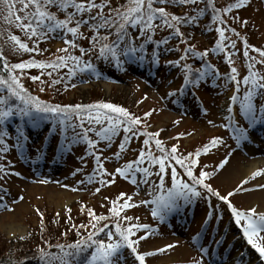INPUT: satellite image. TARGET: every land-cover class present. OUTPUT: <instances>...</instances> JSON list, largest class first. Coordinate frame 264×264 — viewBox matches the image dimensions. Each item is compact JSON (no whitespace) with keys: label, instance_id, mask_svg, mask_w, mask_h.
<instances>
[{"label":"snow or ice","instance_id":"1","mask_svg":"<svg viewBox=\"0 0 264 264\" xmlns=\"http://www.w3.org/2000/svg\"><path fill=\"white\" fill-rule=\"evenodd\" d=\"M201 2L204 7H196ZM248 0H233L224 7H216L214 0H125L124 3H117L112 6V0H19L20 9L14 8L15 0H0V3L6 6L7 16L5 17L9 23H15V27L21 29L29 37H34L32 46L15 34L9 37L12 43V51L17 54L22 53H42L44 50L38 47L43 40L51 38H59L63 40L64 46L56 51L60 55H54L52 59H28L19 62H10L5 55L4 50L0 47V153H7L9 146L6 144L5 138L10 135L6 127L7 121L12 117H20L27 124H31L33 128H39L44 121H52L53 127L49 128L50 135H58L61 140L57 142L56 151L62 156L71 146L79 143L87 145L84 156L80 159L86 164L85 157L92 156L95 160V169L93 173L87 176V181L92 183L98 182L100 187L95 189L99 192L101 187L115 183L114 177L119 175L121 178L128 179L137 188L140 184H147L148 179L155 175L158 184L154 187L149 185L152 192L159 191L152 196L150 200L133 201L132 196L124 192H120L115 199L110 201L109 214H96L91 208L87 209V215L90 217L88 223L79 225L71 224V228L75 229L78 239L70 244L58 243L55 247L58 252H48L44 248H40L41 259H45V264H128L131 258L133 264H147V257L157 253H163L175 247V243L166 244L163 247L156 248L154 251H139V244L142 240L154 234L156 229L151 224L139 222V217L122 215L125 209H131L138 205H151L150 213L153 218L159 221H165L172 215H181L192 204L200 199H205L208 204L204 221L201 229L192 237L197 242L196 247L199 250V258L192 259L188 264H204L205 256L212 257L213 253L210 247L202 245L199 240L202 235L207 233L208 227L212 222L214 207L211 199L215 197L218 201L224 202L231 209V215L235 218L237 225L243 229V237L246 238L247 244L250 245L258 253L261 264H264V212L257 213L256 209L249 208L247 211L240 210L235 207L230 199L237 191H245L241 185L246 184L248 179L261 176L264 174V168L257 169L250 174V177L241 181L235 189L221 194L214 189L211 183L206 182L209 177L216 175L218 170H222L229 162V157L225 156L216 165V168L209 172L201 168L198 172L194 170L199 163L198 158L201 154L209 153L210 149L223 145L222 137L214 136L207 141L202 147L197 148L194 153L180 155L178 147L173 144L170 149L165 147L159 136V131L150 132L147 130V120L144 117H150L151 111H146L142 116H138L130 112L126 107L110 103L95 102L91 104H59L51 103L41 99L37 95H33L23 84L21 77L27 75L25 69L38 68L43 70L51 69L47 75L51 78L54 72L59 69H67L64 74L68 79L76 76L78 73H88L99 77L101 72L97 70V66L86 60L84 57L94 50H98V58L114 61L116 66H121L124 61L120 59V53L129 61L143 62L145 56L137 53H143L145 46L149 42L156 45L151 53L152 63H159L158 46L168 45V41L176 39L178 42L185 43L186 46L182 50V55L174 61H166L170 65H179L184 70L183 81L180 89L171 91L168 95L183 94L187 86H196L204 81L205 77H219L221 73L215 66L210 64L204 58L208 55L209 49L203 51L197 50L192 43H187L190 36L181 31V26H191L199 21L208 10H211V20L218 22L215 31L218 38L215 40L213 51L225 53V59L229 65L233 64L231 57L233 53L226 51L228 43L235 47V41L226 37L225 32L230 31L236 33L235 28L227 27V21L224 19L226 13L232 12L233 9H239L245 5ZM170 5L174 7L193 6L191 11L177 14L168 11L166 7L156 6ZM55 8L56 11H52ZM23 11L24 15L17 14ZM58 13H63L59 16ZM14 18V19H11ZM238 19L237 17H233ZM26 21V22H25ZM247 23V21H243ZM171 29L167 36L161 39H154L157 29ZM129 29L136 30V37L129 33ZM239 36V33H236ZM70 37V38H69ZM114 37V39H109ZM143 37L139 46H136L135 40ZM86 39L88 46H82L80 40ZM243 39V55L247 57V73L242 77L243 85L247 86L243 92L242 98L239 96L241 80L237 79V68L231 67L229 73L223 74L226 82H234L233 94L229 97L230 105L227 108L228 123L224 124L225 128H230L233 133V139L239 147L243 142L248 141L250 137V129L255 128L259 124H264V75L260 70L256 69L257 63L264 65V48L250 45L246 38ZM79 50V55L74 50ZM259 55L252 56L249 50ZM168 51H181L178 44L166 48ZM189 54L193 58H200L202 65L200 68L193 69V66L187 62ZM19 70V71H17ZM33 81H40L43 85L45 82L40 80V76H31ZM61 81L56 78L51 80V84L55 85ZM68 87V84L64 85ZM40 91H44L41 87ZM259 99L260 103L255 101ZM239 103V111L247 121V127L240 125L234 118L232 105ZM207 112V109H205ZM78 118V123L73 117ZM25 118H27L25 120ZM58 121V123H57ZM85 122L89 125L85 127ZM179 123V121H176ZM209 124L212 121H208ZM99 125L100 127L96 128ZM79 127L80 132L75 129ZM71 135L69 136V129ZM124 135L119 142L118 149L113 153L115 159H119L121 153L129 146L134 137L143 135L142 146L138 151L135 160H129L122 166H118L113 172H108L104 166V160L101 159V151L99 149V141H104L105 147H108L115 139L120 131ZM90 132H95L98 139L89 136ZM50 135L45 136V141L50 142ZM187 135V133H178L177 136ZM28 139L23 127L18 126L16 129V145L21 150L25 148V141ZM159 150V155L153 154L152 145ZM46 151V146L41 143L37 149V154ZM104 159H110L105 157ZM147 161L148 166H144ZM158 165L155 173L151 170V166ZM179 166L187 179L181 177L177 171ZM170 169V186L166 187L165 177L169 175ZM82 169H76V172ZM12 172L6 165L0 164V179ZM19 176L20 173L16 172ZM139 175V182L137 176ZM75 175V173H73ZM108 177H113L109 179ZM98 178V180H97ZM78 183H83L80 181ZM67 187V185H65ZM255 187L264 190V184H256ZM166 189V191H165ZM20 199H23L21 196ZM105 199H108L105 197ZM122 201V202H121ZM0 207L8 208L7 204H0ZM9 210H11L9 208ZM84 210V205L81 206ZM41 217V228L43 229V213L36 209ZM66 211L71 209L66 207ZM59 213H57V216ZM222 218V213H218L216 219ZM71 222V216H67ZM135 219V223L132 221ZM101 221L108 223L100 224ZM244 221V223H242ZM127 222V223H125ZM109 224H114V229L109 228ZM81 229L86 230V234H81ZM142 232L141 235L137 233ZM100 233H106V239L99 237ZM66 235V233H62ZM24 239V237H20ZM217 248L223 244V238L212 241ZM178 243V242H176ZM51 247V245H49ZM127 250V255L125 254ZM246 252H238L236 257L232 258L231 264H245L244 256ZM223 261V254H221ZM208 264H221L215 259H209ZM226 264V262H225ZM250 264V262H249Z\"/></svg>","mask_w":264,"mask_h":264},{"label":"rangeland","instance_id":"2","mask_svg":"<svg viewBox=\"0 0 264 264\" xmlns=\"http://www.w3.org/2000/svg\"><path fill=\"white\" fill-rule=\"evenodd\" d=\"M220 1L223 2L224 0ZM14 8H21L19 0H15ZM17 14L23 16L24 12L20 11ZM240 14L248 19V27L252 41L256 45L264 48V1L248 0L240 9ZM6 16V6L0 3V47L3 48L10 62H17L28 59L30 56H35L37 54L36 52L17 54L12 51V43L9 40L11 35L15 34L19 36L30 47L32 46V40L35 38L27 36L24 31L16 28L14 22L9 23L5 19ZM200 37L201 39L207 38L208 34L201 35ZM228 38L233 40L230 36ZM50 39L53 38L50 37ZM83 43L87 45L88 41L84 40ZM63 46L64 43L62 40L53 41L51 44H47L43 40L38 47L44 51L38 57L41 59L53 58L54 55L59 54L56 50ZM74 52L79 55L78 49L74 50ZM96 56V52L93 51L92 53H88L84 58L89 57L95 59ZM233 56V62L238 70L237 73L244 74L248 64L247 57L240 56L239 54ZM165 60L167 58L163 55L161 62ZM234 60L239 63L240 68L237 67ZM255 67L264 75V65L257 63ZM223 70L225 71L224 68ZM24 71L27 73V75L21 77L24 86L27 85L29 88L40 92L45 98L51 101L57 100L52 89L44 88V91H40V88L46 85V83L41 85L40 81H33L30 78L31 76L40 74L38 73V69L30 68ZM40 71L42 72V70ZM43 73L44 77L50 78L46 71L43 70ZM176 73L177 69L171 71L163 65L157 66L155 72L145 62L131 61L126 75H121L119 81L112 82L101 79L83 83L78 85L73 91L65 93V97L67 95L68 97L59 101L74 103V99L79 98L81 103H87L86 101L89 100L90 94L97 90L104 94L105 99L112 100L116 98L125 104L130 103L135 104L138 108L143 107L144 110L153 107L152 122L154 126L152 129L162 130V135L165 137L178 133H187V135H182L180 140L182 147L186 149V153L188 154L202 147L215 135H225V131L221 127V122H223V118L227 119L228 117L227 108L231 103L229 97L233 94V90L228 92L229 86L222 79L219 84L222 91L221 96L217 95V91L213 89H209L208 94L202 93L204 102L206 101L205 104L208 107L207 112L201 111L197 102L191 100V98L185 103V110L187 111L182 112L176 106V102L168 95L170 90L177 86L174 76ZM207 89L206 87L205 90ZM232 107L234 118L237 120V115L234 114V110L237 113L238 110L235 105H232ZM176 121H179V123H176ZM208 121H212V123L209 124ZM9 125L8 128L13 130L11 122H9ZM259 126L264 128V124H259ZM29 127L31 133H33L31 137L39 139V135L35 131L36 128H33L31 124H29ZM99 127V125L96 126L97 129ZM47 128L48 124H43V131H46ZM94 134L95 132H92L93 139H98ZM123 135L124 133L121 130L108 147H105L106 142L99 141V146L103 145L105 148V157H110V159H106V169L110 173L116 167L122 166L130 158L137 155L142 146L141 137H134L130 142V146L121 153L120 158L115 159L113 153L117 151ZM250 137L245 146L241 144L237 147L235 141H233L230 147L223 146L219 149L216 147L210 149L209 153L201 155L198 158L199 163L194 170L197 174L201 168L211 172L216 168L220 160L231 153L228 164L222 170H218L215 176L209 177L206 182L211 183L213 188L219 190L221 194L232 191L237 185L241 184L242 180L250 177L253 171L264 168V163H261L250 174L245 173L244 167L252 163V161H264L263 134L257 132L256 129H250ZM13 147L17 149L15 145ZM86 147L87 145L85 143L76 144L75 150L68 157L66 165H55L51 157L52 155H50L47 165L39 166V161L36 158L31 162L28 161L25 167L22 165L25 161L23 163L18 161L14 156L15 151L10 150L8 162L12 172L4 176L3 179H0V204H7L9 206L8 208L0 207V247H5V245L10 246V244L15 245L16 242L20 241V237L27 236L32 232V229L35 230L40 226L41 217L36 209H39L43 213V219L45 217L49 219L51 216H56L57 213H59V216H65L68 214L66 207L68 209L72 207L77 209L79 202L89 203L97 209H101L100 212H105L111 206L110 201L115 199L120 192H126L131 195L133 201L147 200L154 193L149 189V185L155 187L158 184L155 175L148 179L147 184H140L139 188L136 186L135 188L132 187L133 184L128 179H123L117 175L114 177V184L105 185L101 187L99 192H96L95 189L100 187V185L98 182L89 183L86 177V173L91 166L90 158L89 156L85 157L87 160L86 164L80 159V157L84 156ZM248 148L251 149L249 153ZM32 151L34 153L37 152L35 148H32ZM144 166H148V164ZM78 168L82 169V171L76 172ZM157 168V165L151 166L153 173L156 172ZM18 170L24 173L23 177L14 174ZM177 171L181 174L182 178L187 179L179 166L177 167ZM168 172L169 175L165 177L166 184L170 183V169ZM108 178L113 179V177ZM80 181H83V183H78ZM256 184H264V174L250 178L246 184L241 185L245 191H237L232 196L231 201L233 204L239 206L241 210L254 207L256 212H264V190L257 189L255 187ZM21 196L23 199H20ZM105 197L108 199H105ZM202 208L205 210L203 203L199 204V220L194 224V230H198L200 227L201 220L199 217ZM222 208L225 210L224 206ZM125 213L134 218L139 217V221L147 220V218L150 219L148 209L145 205H138L126 210ZM177 219H180V217ZM183 221V218L180 219L178 225H182L180 222ZM190 235L184 227L161 230L142 240L139 248L142 252L154 251L156 248L163 247L166 244L175 243L173 249L147 257V260L151 264H175L177 262L179 264L181 262H190L194 258L198 259L200 255L199 251L195 249ZM241 251L243 252V250ZM125 253L127 255V251ZM35 258V252L27 253L25 254L24 261L26 260V264H37L38 261ZM232 258V256H229L221 264H225V262L226 264H231ZM244 259L248 262L250 256L248 255ZM206 260L209 262L208 258ZM132 263L130 258L128 264Z\"/></svg>","mask_w":264,"mask_h":264},{"label":"trees","instance_id":"3","mask_svg":"<svg viewBox=\"0 0 264 264\" xmlns=\"http://www.w3.org/2000/svg\"><path fill=\"white\" fill-rule=\"evenodd\" d=\"M124 2H125V0H112V6L114 7V6H116L117 3H124ZM231 2H233V0H224L223 2H221L220 0H214L216 7H224L228 3H231ZM156 6L166 7V9L168 11H171V12H174L177 14H182L184 12H188L189 15L194 14V12L191 11L193 6L174 7V6H170L167 4H165V5L157 4ZM196 7H204V3L201 2ZM239 9H233L232 12L223 14L224 19L227 21V27L235 28L236 33H239V36H237L236 33H233L230 31L225 32L226 37L230 36L235 41V47H233L231 44H229L228 40L224 41V43L227 44L226 51H231L232 53L233 52L243 53V39L242 38H246L250 45H254L256 47H261V46H257L252 41L250 30L248 27V19L244 16H241ZM52 11H56V10L52 9ZM58 15H59V13H58ZM233 17H237L238 19H234ZM243 21H247V23H243ZM217 26H218V22H213L211 20V10L209 9L208 12H206V14L204 16L199 18V21L196 24L191 25V26H181V31L185 32L187 35L190 36V39L187 41V43L194 44L196 46L197 50L203 51L206 48L209 49L208 55L204 58V60H206L210 64L214 65L215 69L219 70V68L221 67V63H223L227 66H230V65L227 63V60L225 59L226 52L225 53H218V52L213 51V48L215 46V40L218 38V33L215 31V28ZM170 31H171V29H167V28H165L163 30L157 29L155 34H154V39H161L162 37L167 36ZM129 33L133 37H136V35H137L135 29H129ZM204 34H208V37L201 39L200 36L204 35ZM109 39L110 40L114 39V37H109ZM84 40H86V39H84ZM84 40H80L79 43H81L82 46L87 47L88 43H87V45H85L83 43ZM142 40H143V37H139L135 40L137 47L139 46V43L142 42ZM177 44H178L179 49L181 51H168V50H166V48H171ZM185 46H186L185 43L178 42L176 39L169 40L167 46H165V45L158 46L159 56L165 55V57L167 58V60H165L164 62H161L160 64L165 66L168 70H171V71H173L174 69H177V73L174 76H175V78H177L178 83L180 85H182V83H184V81H183L184 70L179 65H170V64L166 63V61H174L178 57H180L182 55V50ZM156 47H157L156 45L149 42L145 46V51L143 53L138 52L137 55L142 54L145 56V59H147L148 61H151L152 50H153V48H156ZM94 52H96V55H97L95 59H91L89 57H86L84 59L91 60V62L97 66V70L101 72L100 76L107 77V78L111 79L113 77H110L109 75H111V76L115 75L116 76L120 73H124L125 67H126L127 63L129 62V60L124 55L123 51H121V53H120V59L123 60L124 63L119 67L116 66L115 62L111 61L110 58H109V60H105L102 57L98 58V55H99L98 50H94ZM249 54L257 56V58H259V55L257 53H255L254 51H252L251 49L249 50ZM217 55H220L224 58L223 62H220L216 59ZM33 57L35 59H41L38 57V53ZM50 59H52V58H46L45 60H50ZM184 62L191 64L193 66V69L200 68L202 65V60L200 58H193L190 54H189L187 61H181V63H184ZM229 68H231V67H229ZM122 69H123V72H121ZM221 76H223V74H221ZM79 77H82V78H81V80L78 81ZM89 77L92 79L99 78V77H96L94 75H89L88 73H78L76 76L72 77L71 79L64 77L62 82L57 83L55 85H52V87H49L48 86L49 84L43 85L42 86L43 88H47L50 90L52 89L53 94L57 99L54 101H51V100L45 98L40 92H38L32 88H29L27 85H25V87L33 95H37L41 99L49 101L51 103L83 104L80 102L81 100L79 98H75L74 103L61 102L59 100L66 99L68 97V95L65 97V93H68V91L71 90L75 86V84H78L81 81H85ZM206 78H208V77H205V79ZM65 84H68L69 86L65 87L64 86ZM177 95L178 94H176L175 96H177ZM86 102L87 103H85V104H91V103H95V102L114 103V104L126 107L130 112H132L133 114L138 115V116H142V114L146 111H151L153 113V109H154L153 107H151L150 109L144 110L143 107L138 108L135 106V104H130V103L125 104L124 102H122L116 98L112 99V100L105 99L104 94L100 91H97V90L90 94V98ZM74 118H76L78 120L77 117L74 116ZM144 119L147 120V125H148L147 130L148 131L156 132L157 130H159V129H155V130L150 129V127L153 124L152 115L150 117H144ZM85 127H87V122H85ZM161 135H162L161 131H159L158 138H160L162 140V142L165 144V147L167 149H170L173 144H176L178 147V152L180 155H186L187 154L186 149L184 147H182V143L180 140L181 136L178 137L177 134L170 136V138L173 140L171 143H169L167 141L168 139L161 136ZM140 136L142 137V140H144L145 137L143 135H140ZM152 148H153V150L154 149L156 150L154 142H153ZM195 150L191 153H194ZM100 151H101V149H100ZM102 153L103 152L101 151V155H102ZM158 154H160L159 150H158ZM2 157H4V153H0V164H4L3 159H1ZM82 205H84L83 211L81 210ZM88 208L93 209L96 214H103V215L109 214V209L105 212H100L101 209H97L96 207L92 206L89 203L79 202L77 205V209L72 207L71 211L68 212V214L65 216H63V215L57 216L56 215V216H51L49 219L45 217L43 219V223H44L43 229L41 228V224H40V226L37 229H35V230L32 229L31 233H29L27 236H24V239H20L19 242L15 243V245L10 244V246L5 245V247H0V264H26V260L24 261L25 254L33 253V252L37 253L40 263L45 264L46 258L41 259L39 249L44 248L48 252H58L59 250L55 247V245H57L58 243L70 244L73 241L77 240L79 237L77 235L76 230L71 228V224L79 225L81 223H84V224L88 223V220L90 219V217H88V215H87V209ZM122 215H125L124 212L122 213ZM67 216H71V218H72L71 222L68 221ZM132 222L135 223L136 221H132ZM104 223H108V221H101L100 222L101 225H103ZM125 223H127V222H125ZM112 226L114 227V224H109L110 229ZM80 231H81V234H86V230L81 229ZM62 233H66V235H64ZM105 236H106L105 233L99 234V237L102 239H106ZM49 245H51V247H49Z\"/></svg>","mask_w":264,"mask_h":264},{"label":"bare ground","instance_id":"4","mask_svg":"<svg viewBox=\"0 0 264 264\" xmlns=\"http://www.w3.org/2000/svg\"><path fill=\"white\" fill-rule=\"evenodd\" d=\"M121 72H123V69L121 70ZM124 73H127V70L124 71ZM20 121H22L20 119V117H17L16 122L19 123ZM261 163H264V161H252V163L246 165L244 167L245 173L246 174H250L255 168H257Z\"/></svg>","mask_w":264,"mask_h":264}]
</instances>
